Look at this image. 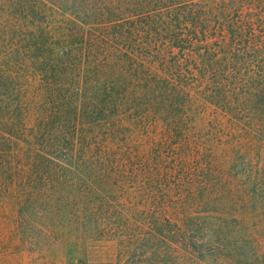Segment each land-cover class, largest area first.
Wrapping results in <instances>:
<instances>
[{"label": "trees", "instance_id": "obj_1", "mask_svg": "<svg viewBox=\"0 0 264 264\" xmlns=\"http://www.w3.org/2000/svg\"><path fill=\"white\" fill-rule=\"evenodd\" d=\"M263 242L264 0H0V258L264 264Z\"/></svg>", "mask_w": 264, "mask_h": 264}, {"label": "rangeland", "instance_id": "obj_2", "mask_svg": "<svg viewBox=\"0 0 264 264\" xmlns=\"http://www.w3.org/2000/svg\"><path fill=\"white\" fill-rule=\"evenodd\" d=\"M44 246L46 249L41 247L40 251L34 253L33 251H27L29 250L28 248L22 247L20 253L14 254L15 256L1 257L0 264H60L66 260L64 250H61V244L58 246L51 245V248H48L47 245ZM112 252V244L105 246L104 244H100L96 252L91 251L90 254L104 263L106 262L105 260L110 257Z\"/></svg>", "mask_w": 264, "mask_h": 264}]
</instances>
